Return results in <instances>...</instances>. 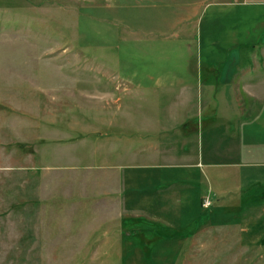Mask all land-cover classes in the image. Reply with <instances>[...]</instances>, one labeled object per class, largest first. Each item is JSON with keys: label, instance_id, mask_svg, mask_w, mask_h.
Instances as JSON below:
<instances>
[{"label": "rangeland", "instance_id": "374dc122", "mask_svg": "<svg viewBox=\"0 0 264 264\" xmlns=\"http://www.w3.org/2000/svg\"><path fill=\"white\" fill-rule=\"evenodd\" d=\"M263 54L264 0H0V264H264V182L223 214L212 194L174 203L176 220L140 203L138 164L156 161L139 132L163 130L127 88L255 55L264 88ZM150 94L158 111L170 97ZM239 97L256 150L242 160L262 176L264 90Z\"/></svg>", "mask_w": 264, "mask_h": 264}, {"label": "crops", "instance_id": "0c3cea01", "mask_svg": "<svg viewBox=\"0 0 264 264\" xmlns=\"http://www.w3.org/2000/svg\"><path fill=\"white\" fill-rule=\"evenodd\" d=\"M257 59L255 55L248 66L235 70L180 71L173 73L174 78L151 70L139 74L138 80H129L134 85L127 88L140 93V107H153L154 115L141 116L139 122L160 125L163 130L153 133L155 136H141L143 132H139L138 157L152 155L156 161L138 164L140 203L161 202L162 213L171 214L175 210L172 205L184 199L194 212L204 208V199L212 194L220 197V205L212 209L213 213L223 214L228 205L238 203L234 196L238 197L246 184L264 182V174L256 176L248 169L255 162L242 160L256 155L251 146V129L249 144L244 148L241 128L251 125L252 115L243 109L246 106L239 94L264 90L259 85L258 76L262 74L256 67ZM156 92L170 93L160 111L156 108L158 98L150 94ZM231 169L236 170L234 174ZM147 205L141 209L150 211ZM178 213L176 210L173 217L165 220H176Z\"/></svg>", "mask_w": 264, "mask_h": 264}, {"label": "built area", "instance_id": "2783aa9c", "mask_svg": "<svg viewBox=\"0 0 264 264\" xmlns=\"http://www.w3.org/2000/svg\"><path fill=\"white\" fill-rule=\"evenodd\" d=\"M205 207H209L212 204V200L209 197H206L203 201Z\"/></svg>", "mask_w": 264, "mask_h": 264}]
</instances>
